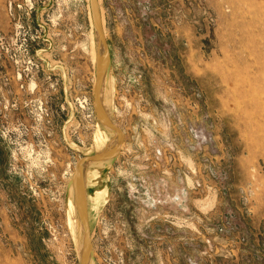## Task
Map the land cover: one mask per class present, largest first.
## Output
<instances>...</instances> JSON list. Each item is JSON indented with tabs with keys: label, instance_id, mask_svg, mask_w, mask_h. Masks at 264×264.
<instances>
[{
	"label": "rangeland",
	"instance_id": "1",
	"mask_svg": "<svg viewBox=\"0 0 264 264\" xmlns=\"http://www.w3.org/2000/svg\"><path fill=\"white\" fill-rule=\"evenodd\" d=\"M97 1L91 264H264V0ZM99 57L89 0H0V264H81Z\"/></svg>",
	"mask_w": 264,
	"mask_h": 264
},
{
	"label": "water",
	"instance_id": "2",
	"mask_svg": "<svg viewBox=\"0 0 264 264\" xmlns=\"http://www.w3.org/2000/svg\"><path fill=\"white\" fill-rule=\"evenodd\" d=\"M89 4H90V9H91L93 27L96 32L97 38L104 49V56L97 66L96 85H95V94H94L96 118L102 126L116 133L118 144L113 149L105 150L94 156L85 157L82 160H80L72 176L71 184H72L73 192H74L75 205L78 210L81 223L83 226V247H82L81 264H89V260L93 254V244H92V238H91V228H90V222H89L88 206H87V201L85 200L83 191L79 183V173L82 167L87 162L99 163V162H105V161L116 159L117 156L120 154L121 148L123 145V133L105 115V113L103 112L101 108V104H100V94H101L102 83L105 78V75L111 68L112 58H111V52L109 49V45L106 39L105 31L103 28V23H102L98 1L89 0Z\"/></svg>",
	"mask_w": 264,
	"mask_h": 264
},
{
	"label": "bare ground",
	"instance_id": "3",
	"mask_svg": "<svg viewBox=\"0 0 264 264\" xmlns=\"http://www.w3.org/2000/svg\"><path fill=\"white\" fill-rule=\"evenodd\" d=\"M94 40V39H93ZM97 42H98V47H99V51H100V57H99V62L102 60V58H103V56H104V49H103V47H102V45H101V43L99 42V40H98V38H97ZM110 70V69H109ZM108 77H109V71L107 72V74L105 75V78H104V80H103V83H102V87H101V94H100V104H101V108H102V106H103V98H104V93H105V88H106V85H107V81H108ZM107 90V89H106ZM108 92L106 91V94H107ZM106 96V95H105ZM103 110V109H102ZM115 135H116V133L115 132H113ZM110 142V141H109ZM111 143V142H110ZM117 144H118V139H117V135H116V137L114 138V141H113V143H112V145L111 146H109V148H107V150H110V149H113V148H115L116 146H117ZM106 162H108V161H106ZM88 163V162H87ZM87 163H85V165L82 167V169H81V171H80V173H79V183H80V186H81V189H82V191H83V195H84V197H85V200H87L86 199V192H85V166L87 165ZM106 165H104L103 166V168L105 167ZM92 256H91V258H90V260H89V264H91L92 263Z\"/></svg>",
	"mask_w": 264,
	"mask_h": 264
}]
</instances>
